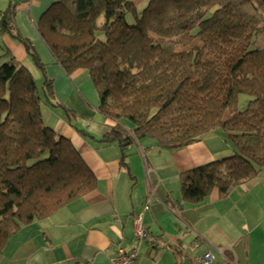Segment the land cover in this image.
Masks as SVG:
<instances>
[{"label":"trees","instance_id":"1","mask_svg":"<svg viewBox=\"0 0 264 264\" xmlns=\"http://www.w3.org/2000/svg\"><path fill=\"white\" fill-rule=\"evenodd\" d=\"M13 13L0 14V32L22 41L43 83L40 92L14 58L0 66V258L20 230L96 187L72 143L43 123L42 103L63 105L32 43L10 31ZM36 29L67 76L89 75L96 110L116 123L101 143L152 140L171 151L225 135L234 155L183 172L185 203L213 190L225 198L264 168V0H147L141 10L128 0H57ZM240 94L252 96L242 112Z\"/></svg>","mask_w":264,"mask_h":264},{"label":"crops","instance_id":"2","mask_svg":"<svg viewBox=\"0 0 264 264\" xmlns=\"http://www.w3.org/2000/svg\"><path fill=\"white\" fill-rule=\"evenodd\" d=\"M56 1L0 0V14L14 9L10 31L35 46L56 100L76 114L68 121L59 107L42 103L43 123L72 143L96 187L11 237L0 264H111L117 245L127 253L137 249L139 264H194L193 256L207 250L215 264H264V168L227 197L213 190L202 203L191 205L182 199V173L234 155L221 131L171 151L152 140H133L124 148L101 143L116 123L96 110L99 97L89 75L77 71L67 76L36 29ZM128 1L136 8L147 3ZM1 58L33 64L21 40L0 32ZM138 215L147 233L141 241L134 236Z\"/></svg>","mask_w":264,"mask_h":264},{"label":"built area","instance_id":"3","mask_svg":"<svg viewBox=\"0 0 264 264\" xmlns=\"http://www.w3.org/2000/svg\"><path fill=\"white\" fill-rule=\"evenodd\" d=\"M146 206L144 209H147ZM134 236L137 240L141 241L147 237V233L142 224V216L138 215L134 219ZM197 240L193 241L192 246L197 248L199 246ZM139 253L137 249L131 250L129 253L117 245L115 247L114 257L111 259V264H139ZM192 261L194 264H215V257L211 250H207L202 254L193 256Z\"/></svg>","mask_w":264,"mask_h":264},{"label":"rangeland","instance_id":"4","mask_svg":"<svg viewBox=\"0 0 264 264\" xmlns=\"http://www.w3.org/2000/svg\"><path fill=\"white\" fill-rule=\"evenodd\" d=\"M146 4V3H145ZM144 4V5H145ZM144 5H141L140 7H138L137 9L138 10H141V9H143L145 6ZM1 9H2V6H1ZM127 22L129 23V24H132L133 23V20H132V18H131V16L129 15L128 17H127ZM35 46L33 45V48H34ZM37 52V51H36ZM37 54H38V52H37ZM2 60V61H1ZM3 61H5L3 58H1L0 59V66L3 64ZM33 63V62H32ZM43 63V62H42ZM25 64V66L26 67H28V69L33 73V75H37V76H34V78H35V81H36V83H37V87H38V89L40 90V92H41V86H42V83H43V79H41L42 77H40L39 75H40V73H39V71L40 72H42V70L41 69H39L38 70V68H36L35 66H33L34 65V63L33 64H28L27 62L26 63H24ZM44 64V63H43ZM251 98H252V96H250V95H247V94H240L239 95V98H238V105H237V109H238V111L239 112H242L245 108H246V106H247V103L251 100ZM65 106H63V107H59V109L60 110H62V112H63V114H64V116L67 118V120L69 121L70 120V118L72 119V116L70 115H68L69 113H67V111L65 110ZM67 109V108H66ZM68 115V116H67ZM74 115V114H73ZM76 115V114H75ZM74 115V116H75Z\"/></svg>","mask_w":264,"mask_h":264}]
</instances>
